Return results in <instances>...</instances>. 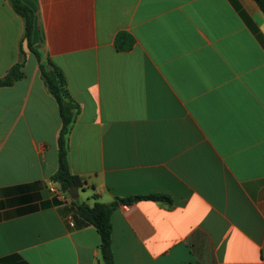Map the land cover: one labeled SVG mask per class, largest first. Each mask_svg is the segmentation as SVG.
<instances>
[{
  "label": "crops",
  "instance_id": "obj_1",
  "mask_svg": "<svg viewBox=\"0 0 264 264\" xmlns=\"http://www.w3.org/2000/svg\"><path fill=\"white\" fill-rule=\"evenodd\" d=\"M79 106V203L109 204L116 264H264V14L253 0H22ZM23 22L0 0V264H102L51 193L61 127ZM133 45L115 46L119 33ZM165 195L170 204L122 200ZM57 202V203H56ZM59 202V203H58ZM121 202V204H119ZM72 223V225H70Z\"/></svg>",
  "mask_w": 264,
  "mask_h": 264
},
{
  "label": "trees",
  "instance_id": "obj_2",
  "mask_svg": "<svg viewBox=\"0 0 264 264\" xmlns=\"http://www.w3.org/2000/svg\"><path fill=\"white\" fill-rule=\"evenodd\" d=\"M253 1L264 14V0ZM8 2L23 22L24 31L20 44L21 56H23V46L35 56L43 83L58 106L61 121V127L57 137L58 168L56 173L51 177V181L62 192L67 193L73 187L79 188L81 185L80 179L73 175L70 169L68 145V135L79 113V106L72 100L68 93L63 73L50 60L45 59L42 53L32 45V35L35 25L33 9L22 0H8ZM132 45L133 39L129 34L123 32L116 36L115 46L118 50L126 51ZM23 67L24 59L13 65L5 76L0 79V88L11 87L21 81L24 78ZM141 200L167 204L171 202L168 196L157 194L127 198L122 200V202L128 205L134 201ZM59 204L62 203L60 202ZM71 204L72 207L70 210H73L75 215L81 220V226L91 225L95 228L100 241L99 254L102 264H116L111 246V216L118 207V200L109 204L94 202L91 206L86 203H79L77 200H71Z\"/></svg>",
  "mask_w": 264,
  "mask_h": 264
},
{
  "label": "built area",
  "instance_id": "obj_3",
  "mask_svg": "<svg viewBox=\"0 0 264 264\" xmlns=\"http://www.w3.org/2000/svg\"><path fill=\"white\" fill-rule=\"evenodd\" d=\"M51 193L54 194V196L58 199V201H60L61 203L67 202L68 198H65V193L60 191L59 189H57L56 187H51L50 189ZM70 225H72V223H70Z\"/></svg>",
  "mask_w": 264,
  "mask_h": 264
},
{
  "label": "water",
  "instance_id": "obj_4",
  "mask_svg": "<svg viewBox=\"0 0 264 264\" xmlns=\"http://www.w3.org/2000/svg\"><path fill=\"white\" fill-rule=\"evenodd\" d=\"M67 194L69 195V197L72 200H75L77 198V196H78V188L77 187H73L72 189L67 191ZM119 204H121V202Z\"/></svg>",
  "mask_w": 264,
  "mask_h": 264
},
{
  "label": "rangeland",
  "instance_id": "obj_5",
  "mask_svg": "<svg viewBox=\"0 0 264 264\" xmlns=\"http://www.w3.org/2000/svg\"><path fill=\"white\" fill-rule=\"evenodd\" d=\"M57 189H59L60 190V188L59 187H56ZM61 191V190H60ZM67 193H65V195H66ZM65 198H68V200H70V197H69V195L67 194L66 196H65Z\"/></svg>",
  "mask_w": 264,
  "mask_h": 264
}]
</instances>
